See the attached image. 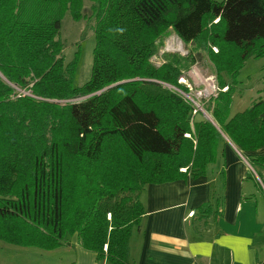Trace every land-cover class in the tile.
I'll list each match as a JSON object with an SVG mask.
<instances>
[{
  "label": "trees",
  "instance_id": "16d2710c",
  "mask_svg": "<svg viewBox=\"0 0 264 264\" xmlns=\"http://www.w3.org/2000/svg\"><path fill=\"white\" fill-rule=\"evenodd\" d=\"M90 1L93 62L76 86L80 49L66 62L60 29L84 0H0V240L54 249L76 234L99 260L129 264L146 184L205 174L225 136L264 146V95L231 114L241 69L264 57V0ZM170 30L187 54L157 65ZM203 51L227 87L203 102L211 120L165 85L189 91L179 78ZM248 159L264 168V155Z\"/></svg>",
  "mask_w": 264,
  "mask_h": 264
},
{
  "label": "crops",
  "instance_id": "0c3cea01",
  "mask_svg": "<svg viewBox=\"0 0 264 264\" xmlns=\"http://www.w3.org/2000/svg\"><path fill=\"white\" fill-rule=\"evenodd\" d=\"M171 32L185 48L173 30L164 43ZM262 66L247 96L244 88H249L238 77L231 114L264 95V62ZM250 154L264 155V146L242 152L225 136L205 174L146 184L141 193L145 212L130 237L129 264H264V168L252 165ZM212 197L221 205L214 203L208 216L197 214V208ZM0 264L110 263L82 247L75 234L54 249L0 240Z\"/></svg>",
  "mask_w": 264,
  "mask_h": 264
},
{
  "label": "rangeland",
  "instance_id": "374dc122",
  "mask_svg": "<svg viewBox=\"0 0 264 264\" xmlns=\"http://www.w3.org/2000/svg\"><path fill=\"white\" fill-rule=\"evenodd\" d=\"M83 13L84 17L81 20L76 21L72 18L71 14L67 12L61 21L60 29V36L64 44L63 53L66 62L73 59L78 47L80 49V59L74 80L76 86L82 85L90 77L93 62V49L95 46V16L91 10L90 0H84ZM172 34L173 33L171 32L167 38L168 44L164 43L158 54L152 58V61L155 64L159 65L163 62L164 58L162 54L165 51L184 55L187 54V50L183 47V45H180V43L177 42L178 39ZM213 49L216 51L217 48L214 47ZM263 62L264 59L251 58L246 64L245 68L242 70L239 79L243 81L241 83L244 84L245 87L247 86L249 88H244L246 96L249 94V92H251L250 87L255 83L254 75L258 74L263 68ZM193 67H197L199 72L204 77L211 76L217 79V73L206 51H203L202 60H199L198 63L192 65L190 69ZM190 69L187 70L184 75H186ZM206 113L207 112H204L205 116H207Z\"/></svg>",
  "mask_w": 264,
  "mask_h": 264
},
{
  "label": "built area",
  "instance_id": "2783aa9c",
  "mask_svg": "<svg viewBox=\"0 0 264 264\" xmlns=\"http://www.w3.org/2000/svg\"><path fill=\"white\" fill-rule=\"evenodd\" d=\"M179 81L185 84L188 87L189 91H183L169 84L165 85L175 89L185 99L190 101L195 106L194 112L198 110L206 112L203 106V102L214 96H217L221 90L227 89V87L220 88L217 83V79H215L214 77H204L199 72L197 67L191 68L186 75H183L179 78ZM191 215H193V212L191 213Z\"/></svg>",
  "mask_w": 264,
  "mask_h": 264
},
{
  "label": "clouds",
  "instance_id": "9594fccd",
  "mask_svg": "<svg viewBox=\"0 0 264 264\" xmlns=\"http://www.w3.org/2000/svg\"><path fill=\"white\" fill-rule=\"evenodd\" d=\"M109 31H115V32H117L119 34H123V32L125 31V29L124 28L117 27L115 29H109Z\"/></svg>",
  "mask_w": 264,
  "mask_h": 264
},
{
  "label": "water",
  "instance_id": "95a60500",
  "mask_svg": "<svg viewBox=\"0 0 264 264\" xmlns=\"http://www.w3.org/2000/svg\"><path fill=\"white\" fill-rule=\"evenodd\" d=\"M113 85H115V84H113ZM112 86V85H111ZM111 86H109V87H111ZM105 89H107V88H105ZM207 117H209V115H207ZM210 118V117H209Z\"/></svg>",
  "mask_w": 264,
  "mask_h": 264
}]
</instances>
